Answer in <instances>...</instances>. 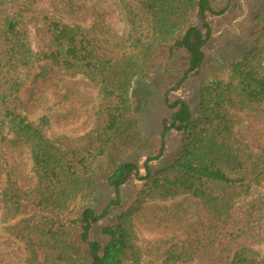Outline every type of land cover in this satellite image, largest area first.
I'll return each instance as SVG.
<instances>
[{
  "label": "trees",
  "instance_id": "1",
  "mask_svg": "<svg viewBox=\"0 0 264 264\" xmlns=\"http://www.w3.org/2000/svg\"><path fill=\"white\" fill-rule=\"evenodd\" d=\"M117 1L127 26L122 36L107 28L101 12L85 28L59 22L42 9L45 4L79 9L74 0H0V206L12 217L27 213L10 232L32 251L14 263L12 252L0 247V264H157L142 262L133 242L131 216L140 201L102 229L105 244L90 237L93 225L119 206L121 187L131 178L143 182L145 197L197 200L191 213L158 218L184 235L158 264H264V255L254 250L264 246V192L243 204L236 201L252 186L264 190V141L235 129L240 123L235 112L264 115V7L250 49L223 74L224 67L208 62L203 50L209 15L222 13L208 0ZM34 27L46 42L40 51L32 46ZM179 50L188 56L184 79L188 73L200 77L198 111L191 114L183 100L169 104L170 124L141 175L136 164L123 160L127 151L152 145L134 114L133 83ZM79 73L100 84L99 128L76 142L52 140L30 121L34 104L23 103L20 94L29 81L48 74L62 81ZM171 129L182 134L180 151L170 164L152 170L150 162L160 158ZM18 143L31 152L36 181L30 190H23V174L13 172L12 148ZM100 187L111 188L115 198L98 215L85 202ZM73 204L77 211L71 216Z\"/></svg>",
  "mask_w": 264,
  "mask_h": 264
},
{
  "label": "rangeland",
  "instance_id": "2",
  "mask_svg": "<svg viewBox=\"0 0 264 264\" xmlns=\"http://www.w3.org/2000/svg\"><path fill=\"white\" fill-rule=\"evenodd\" d=\"M75 10H61L47 4L42 6L51 16L62 23L88 28L96 21V12L103 13L105 25L118 36L127 32L121 4L117 0H74ZM214 12L218 15H209L210 36L203 46L206 59L210 63H219L226 68L240 59L250 49L253 41L252 32L260 27L261 18L258 13L263 10L264 0H208ZM32 46L34 51H40L45 46V39L40 28L31 29ZM188 56L184 50H179L164 64L153 71L148 78L137 79L133 83L134 114L143 134L148 137L149 148L144 151L129 150L123 157L125 162L138 166L140 174L144 175V161L148 157L157 155L160 148V139L163 129L170 124L174 112L169 104L176 100L187 103L191 114H196L199 103L200 77L188 73ZM212 70V69H211ZM38 90V92H37ZM59 95H56V93ZM37 93L36 100H31ZM166 94V98H165ZM66 95L65 99H61ZM20 99L23 103L34 104L28 111L30 121L39 125L48 138L54 140L67 138L75 142L87 133L99 128L98 114L101 106L100 84L94 79L79 73L74 76H65L61 81L53 74L39 78L36 82H28L23 88ZM30 100V101H29ZM240 123L237 131L250 132L264 141V115L258 112H235ZM61 115H65L61 118ZM8 131V129H7ZM9 134V132H8ZM12 138V134L8 135ZM255 137L258 141L259 138ZM182 134L173 129L164 136V148L159 159L150 162L152 170L170 164L180 151ZM14 175L22 173L23 190H30L36 181L30 149L25 143H18L12 148ZM143 182L131 178L120 190V204L113 206L105 217L93 225L90 237L102 245L108 240L102 233L106 226H112L116 217L124 209L140 207L131 216L133 242L141 260L144 263H159L163 252L172 243L183 240L182 229L172 226L169 221H158L174 214L185 215L193 212L196 199L179 196L165 200L152 199L141 194ZM264 192L258 186H252L247 194L238 198L237 204H243L256 198ZM115 196L111 188L100 187L85 204L93 208L96 214H101L105 206ZM76 204H73L71 216L76 214ZM178 210V213H176ZM185 210V211H184ZM27 213L12 217L5 206H0V247L10 250L11 260L22 263L31 256L32 251L20 237L12 235L11 227ZM159 222V223H158ZM254 250L264 255V246L257 245ZM39 261L43 260L41 251H35ZM195 262V261H193Z\"/></svg>",
  "mask_w": 264,
  "mask_h": 264
}]
</instances>
